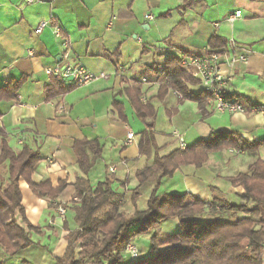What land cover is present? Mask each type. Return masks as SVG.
<instances>
[{"label": "crops", "instance_id": "1", "mask_svg": "<svg viewBox=\"0 0 264 264\" xmlns=\"http://www.w3.org/2000/svg\"><path fill=\"white\" fill-rule=\"evenodd\" d=\"M237 10L240 15L230 22L228 17ZM146 14L152 18H145ZM41 20L48 24L35 33ZM53 24L61 26L71 40L66 58L60 39L51 31ZM211 35L226 42L215 50L227 52L226 56H247L246 61L222 63V71L230 77L227 96H241L249 105L264 103V0H54L29 4L0 0V85L25 77L16 94L18 100L0 101V129L13 149L27 144L39 152L40 160L31 175L34 182L49 180L52 187L63 183L50 202L25 181L20 182L25 217L41 227L40 233L31 232L35 244L25 250L43 264H53V256L65 250L67 232L56 202L65 207V220L73 227L69 222L70 206L77 201L73 183L81 174L73 150L75 140L97 139L102 146L101 157L87 174L91 185L108 178L124 201L138 185L135 173L150 163L153 154L148 157L140 152L138 140L146 123L122 93L125 87L137 85L140 99L155 107L153 131L160 155L179 148L174 131L183 136L186 146L218 130L236 131L249 141L264 137V113L218 112L208 105L202 117L196 102H180L172 89L161 100L155 97L162 83L156 69H161L165 58L204 54L210 50L207 41ZM75 62L95 73L103 72L107 78L72 86L46 99L47 68ZM190 87L201 89L199 84ZM113 102L122 104L125 121L118 119ZM58 106L67 113H57ZM128 131L134 133L129 143ZM87 153L91 156L90 150ZM257 158L264 159V146L255 153L212 151L200 166L180 165L171 177L161 180L159 190L189 192L203 200L217 196L236 201L240 188L227 178L246 171ZM151 185L143 184L140 189L147 187L150 192ZM166 220L171 222L168 232L178 229L177 219ZM41 249H47L49 255L44 258ZM0 256L8 264V257ZM19 263L31 264L24 259Z\"/></svg>", "mask_w": 264, "mask_h": 264}, {"label": "trees", "instance_id": "2", "mask_svg": "<svg viewBox=\"0 0 264 264\" xmlns=\"http://www.w3.org/2000/svg\"><path fill=\"white\" fill-rule=\"evenodd\" d=\"M207 44L210 50H215L226 42L218 35H211ZM182 58L167 56L161 69H156L162 83L155 97L161 100L168 89H172L180 102H196L201 116H206L209 94L202 89H191L190 86L199 81L182 64ZM49 76L46 99L72 88L62 79ZM24 80L23 76L11 78L0 85V101L14 99ZM122 93L136 115L146 123L138 140L140 152L148 157L153 154L150 163L135 173L138 185L131 189L129 197L133 210L123 211L124 195L112 187L110 179L94 186L90 184L87 174L102 152L98 140H75L73 150L81 174L73 183L77 198L70 206L73 227L69 228L64 217L67 243L60 256H53V264H264V159L257 158L246 171L227 178L233 187L240 188L235 194L236 201L217 196L203 200L189 192L163 193L159 190L161 180L171 177L180 165L200 166L209 152L222 149L255 153L264 146V137L249 141L236 131L218 130L183 149L176 148L160 155L153 131L155 107L140 99L141 92L135 84L123 88ZM230 98L249 105L241 96ZM113 106L118 119L125 121L122 104L113 102ZM39 160V152L27 144L13 149L0 129V253L6 257L34 245L31 232H41V227L31 224L25 217L20 182L25 181L38 196L50 202L62 190L63 183L52 187L49 180L36 183L31 179ZM146 183L152 185L145 207L139 209L140 187ZM166 219H177L178 229L164 237L158 232L152 233L148 256L134 260L124 256L126 245L135 236L150 233ZM3 261L0 256V264Z\"/></svg>", "mask_w": 264, "mask_h": 264}, {"label": "built area", "instance_id": "3", "mask_svg": "<svg viewBox=\"0 0 264 264\" xmlns=\"http://www.w3.org/2000/svg\"><path fill=\"white\" fill-rule=\"evenodd\" d=\"M23 3H36V2H47L51 3L54 0H22ZM240 15V11L237 10L234 14L228 17V20L231 22L236 17ZM145 18H152L150 14H146ZM48 24V21L41 20L37 23L34 28L35 33H40L42 29ZM52 33L54 36L60 39V44L63 49L62 56L64 58L68 57L69 51L71 49V40L68 36L64 35L61 26L58 24L52 25ZM228 54L225 51L209 50L201 55H187L182 58V64L191 71L193 77L199 81V85L202 90L206 91L209 94L208 104L218 112H229V113H246V112H261L264 113V103L245 105L239 102H236L230 99L227 96V84L230 80V77L226 75L222 69L221 65L224 61H229L233 63L236 60L246 61L247 56ZM229 57V58H228ZM48 75H51L55 78L62 79L67 84L72 86H83L95 81L97 79L107 78V74L100 72L95 73L89 70L81 62H75L73 64L66 65H55L49 67L46 70ZM16 100L19 99V96L16 95ZM143 101V100H142ZM57 113H67L61 106L56 108ZM175 138L178 140V145L180 149L186 147V143L181 134L177 131L173 132ZM134 133L128 131L126 134V142L129 143L133 140ZM57 213L61 219H64L65 207L62 204L57 205ZM125 250H128L130 256L127 257L129 260L136 259L139 255L137 254L136 249L133 247L131 242H129Z\"/></svg>", "mask_w": 264, "mask_h": 264}, {"label": "rangeland", "instance_id": "4", "mask_svg": "<svg viewBox=\"0 0 264 264\" xmlns=\"http://www.w3.org/2000/svg\"><path fill=\"white\" fill-rule=\"evenodd\" d=\"M148 192H149V190L147 189V187H144V188L140 189V194H139V197H138V200H137V206H138L139 209H143L145 207L143 205L144 202H142V201H143L144 198L147 197ZM139 206H142L143 208H140ZM122 209L126 213H130L133 210L132 209V205L130 203V200L128 198L126 199V201H124ZM65 212H66V210H65ZM166 221L167 222H165V224H160L158 227L153 228V230L150 233H143V234L137 235L130 241L131 244L133 245V247L136 249L137 254L139 255L138 256L139 258H144V257L148 256V252H149V238H150V235L152 233L158 232L161 235V237H164V236H166V234L175 232V231L168 232V230H169L168 227L171 226V222H170V220H166ZM62 222H63V220H62ZM69 222L72 223V220L69 219ZM161 223H163V221ZM66 243H67V241H66ZM39 252L42 254V256L44 258L47 257V255H49L48 252H47V249L46 250L41 249V250H39ZM129 253L130 252L128 250L124 249V256L125 257H129L130 256ZM18 256L17 257L13 256V257H10V258L8 257L7 258L8 264H17L20 259H24L27 262H30L31 264H43L42 261H40L37 256L31 255L28 252V250L21 251L18 254Z\"/></svg>", "mask_w": 264, "mask_h": 264}]
</instances>
